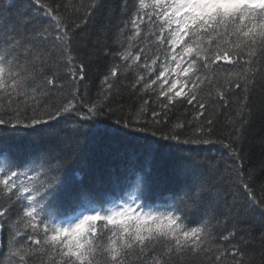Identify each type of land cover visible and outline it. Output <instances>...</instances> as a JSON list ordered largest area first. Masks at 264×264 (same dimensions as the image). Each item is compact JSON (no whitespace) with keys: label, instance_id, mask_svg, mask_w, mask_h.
Instances as JSON below:
<instances>
[{"label":"trees","instance_id":"1","mask_svg":"<svg viewBox=\"0 0 264 264\" xmlns=\"http://www.w3.org/2000/svg\"><path fill=\"white\" fill-rule=\"evenodd\" d=\"M0 227V264H264V1L0 0Z\"/></svg>","mask_w":264,"mask_h":264},{"label":"rangeland","instance_id":"2","mask_svg":"<svg viewBox=\"0 0 264 264\" xmlns=\"http://www.w3.org/2000/svg\"><path fill=\"white\" fill-rule=\"evenodd\" d=\"M148 211H150L149 209H141V208H138L137 206H136V204L135 203H127V204H124V205H122V206H116V207H114L108 214H116V213H123V212H132V213H137V214H150V215H152L151 214V212H155V211H150V212H148ZM95 212H93V213H90V214H94ZM83 218V216L82 217H78V218H74V219H72V220H70V221H68V222H66L67 224L66 225H64L65 227H67V228H73V227H75V226H77L78 225V223L81 221V219ZM0 241H1V227H0Z\"/></svg>","mask_w":264,"mask_h":264}]
</instances>
